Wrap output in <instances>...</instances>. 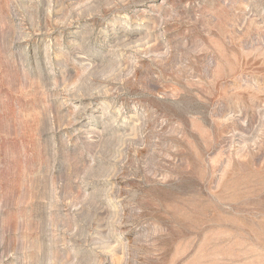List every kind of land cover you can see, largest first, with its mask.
<instances>
[{"label": "rangeland", "instance_id": "rangeland-1", "mask_svg": "<svg viewBox=\"0 0 264 264\" xmlns=\"http://www.w3.org/2000/svg\"><path fill=\"white\" fill-rule=\"evenodd\" d=\"M0 264H264V0H0Z\"/></svg>", "mask_w": 264, "mask_h": 264}]
</instances>
